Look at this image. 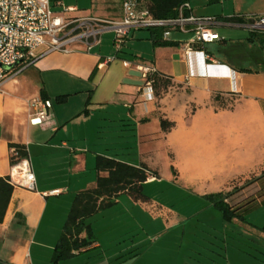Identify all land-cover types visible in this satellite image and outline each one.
Segmentation results:
<instances>
[{"label": "crops", "instance_id": "crops-1", "mask_svg": "<svg viewBox=\"0 0 264 264\" xmlns=\"http://www.w3.org/2000/svg\"><path fill=\"white\" fill-rule=\"evenodd\" d=\"M78 1L50 0L55 12L61 11L58 3L74 8L66 16L75 18L116 20L123 15L121 5L109 12L110 2L90 0L86 11L78 10ZM187 3L193 17L220 21L213 28L220 41L194 45L185 54V33L171 31L164 38L162 33L166 44L155 45L151 31L134 30L119 46L112 33H105L91 51L52 53L5 84L0 92V178L10 174V145H22L35 190L13 187L0 223V264H77L78 258L102 249L104 241L116 244L124 237L114 234V228L123 229L126 221L128 231L138 233L158 222L169 231L180 230L173 264H264V224L245 218L264 201V70L259 60L240 56L252 49L249 32L230 24L237 17L264 16V0ZM238 30L247 37L231 34ZM139 66L154 68L164 80L158 96L143 87ZM64 96V102H56ZM217 96L231 109H219ZM34 99L51 102L49 120L41 126L29 122L39 111L29 104ZM189 106L195 109L190 112ZM162 119L174 123L167 133L161 131ZM160 148L173 152L176 183L205 200L204 209L189 216L177 214L153 196L151 187L160 185L161 177L153 169L152 156ZM98 156L144 165L158 178L150 177L143 185L147 201L121 194L111 208L85 221L95 240L92 247L53 262L75 195L95 185ZM181 164L198 178L180 176ZM217 193H230L224 199L230 219L207 198ZM136 236L107 262L133 252L134 261L140 260L136 250L142 240ZM153 244L158 249L159 240ZM162 248L163 254H170L167 246ZM154 249L152 255L159 258Z\"/></svg>", "mask_w": 264, "mask_h": 264}, {"label": "built area", "instance_id": "built-area-1", "mask_svg": "<svg viewBox=\"0 0 264 264\" xmlns=\"http://www.w3.org/2000/svg\"><path fill=\"white\" fill-rule=\"evenodd\" d=\"M57 5L61 7L60 12L53 10L50 0H0V92L5 84L34 67L43 57L52 53L89 52L100 43V37L105 33L113 34L116 46L134 30L160 29L163 38L171 31L191 34L185 45V54L191 53L194 45L220 41L213 30L221 24L220 21L193 17L189 14L188 3L178 8L177 17L156 19L148 11L139 9L137 0H123V15L116 20L66 16L75 9L63 7L60 3ZM230 24L249 33H264V16L237 17ZM5 67L11 69L5 70ZM137 68L142 75L143 87L151 89L152 78L158 75L156 70L147 66ZM29 104L32 108H39L29 119L31 125L41 126L49 120L50 101L34 99ZM10 155H17L14 148H11ZM8 181L13 187L35 190V177L28 157L11 164Z\"/></svg>", "mask_w": 264, "mask_h": 264}, {"label": "trees", "instance_id": "trees-1", "mask_svg": "<svg viewBox=\"0 0 264 264\" xmlns=\"http://www.w3.org/2000/svg\"><path fill=\"white\" fill-rule=\"evenodd\" d=\"M94 1V0H91ZM108 2L117 1L121 5L123 0H103ZM139 9L146 10L156 19L175 18L178 15V8L187 3L188 0H137ZM235 21V20H230ZM153 33L155 45H165L162 39V30H149ZM247 42L254 45L260 54L259 66L264 70V34L249 33ZM262 56V57H261ZM258 64V63H257ZM257 66V65H256ZM253 72L251 70H242ZM153 93L159 95V87L164 83L158 75L153 78ZM66 96L58 97L56 102H64ZM219 109L228 108L220 103L219 97H215ZM174 127V123L167 120H160V128L163 133L169 132ZM16 150L17 155H10V162L14 164L18 159L28 157L26 148L22 145H10ZM95 170L97 177L94 187L77 193L73 199L62 233L54 250L52 260L58 262L87 250L95 244L89 225L85 221L101 211L111 208L115 199L121 194H128L136 202H145L147 197L143 193V185L150 178H158L156 171L149 170L146 166L134 167L117 160L98 156L96 158ZM104 174V175H102ZM175 175V171H174ZM13 186L8 178H0V223L3 221L11 195ZM230 193H217L207 196L215 208L219 209L226 219H230L229 207L224 203V199ZM264 231V228H262Z\"/></svg>", "mask_w": 264, "mask_h": 264}, {"label": "rangeland", "instance_id": "rangeland-1", "mask_svg": "<svg viewBox=\"0 0 264 264\" xmlns=\"http://www.w3.org/2000/svg\"><path fill=\"white\" fill-rule=\"evenodd\" d=\"M74 4V3H73ZM76 5V4H75ZM78 10H89L91 3L90 0H79L78 5H76ZM118 7L117 1L110 2L109 7L106 8L107 11L113 12ZM231 34H235V36L241 35L244 37H247L246 33L244 31H234ZM264 34V33H262ZM191 34H185L184 39L185 41H189L191 39ZM239 37V36H238ZM214 46L210 45L209 48H212ZM229 52V51H228ZM258 50L256 46L252 45V49L249 50L247 53L243 52L240 54L241 57H252L255 60L260 61V57L258 56L259 53H257ZM161 92V91H160ZM190 112H192L195 107L189 106ZM175 155L173 152L164 150L162 148L157 149V151L152 156V162H153V169L156 170L160 175L159 184H155L151 187V191L153 192V196L156 198V200L160 203L166 204L173 212L175 213H181L185 216H189L190 214H193L194 212H198L202 209H204V206L206 203L205 200H200L193 195V192L187 189L182 188L179 184L176 183L175 177H174V169L178 172V168L174 162ZM180 171L182 172V177L185 179H190L192 177L198 178V174H196L194 171L189 170L188 167H183V164L180 165ZM261 172V171H260ZM246 184V183H245ZM239 185V182H236L235 185L231 186L232 191L236 190V186ZM125 216V215H123ZM245 218L247 221L253 222V224H264V201L260 202L259 204H255L254 207H252L249 212L245 215ZM145 220L142 219L143 226L146 225L144 222ZM127 222V221H126ZM126 222L121 225L123 226L119 229L115 226L117 229L114 228L116 232L114 234L118 233V236L120 237V240L113 243L112 240H107L105 243L104 241V247L102 249H98V251H94L89 253L88 257L84 258H78L76 260L77 264H173L176 262V254L178 252V246H179V239H180V230H171L169 231L165 226H161V222H158L156 226L152 228L149 227V229H143V231H128L131 229L130 225ZM127 226V227H126ZM152 230L155 231L153 234L147 235V231ZM127 232V233H126ZM130 232V233H129ZM158 232V233H156ZM162 233V234H161ZM113 234V235H114ZM127 234V235H125ZM137 234V236L142 240L141 248L136 250V252H140L142 254V257L138 261H134L133 255L134 252L131 255H126L122 257L120 260H113L110 259L109 262H107L108 258H110L111 254L114 252L119 251L121 246H124V244H128V241L133 238V236ZM160 234V235H159ZM136 236V237H137ZM166 236V237H165ZM165 237V238H164ZM103 240H106L107 237H101ZM105 238V239H104ZM164 238V239H162ZM155 240H159L158 249L152 248V244L155 242ZM110 241L112 243H110ZM154 245V244H153ZM161 246V247H160ZM167 246L168 249H170V254L165 255L163 254L162 247ZM153 249L156 251L155 253L159 256V258H155L152 255ZM103 254H105L106 258H102ZM173 257V258H171ZM107 259V260H106ZM156 260V261H155ZM175 260V261H173Z\"/></svg>", "mask_w": 264, "mask_h": 264}, {"label": "water", "instance_id": "water-1", "mask_svg": "<svg viewBox=\"0 0 264 264\" xmlns=\"http://www.w3.org/2000/svg\"><path fill=\"white\" fill-rule=\"evenodd\" d=\"M4 69H5V70H10V69H11V67H5Z\"/></svg>", "mask_w": 264, "mask_h": 264}]
</instances>
